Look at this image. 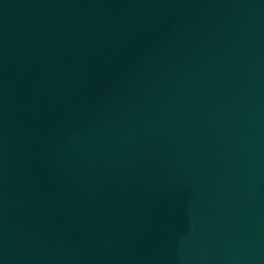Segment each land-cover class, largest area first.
<instances>
[{
    "label": "water",
    "instance_id": "water-1",
    "mask_svg": "<svg viewBox=\"0 0 264 264\" xmlns=\"http://www.w3.org/2000/svg\"><path fill=\"white\" fill-rule=\"evenodd\" d=\"M0 264H264V0H0Z\"/></svg>",
    "mask_w": 264,
    "mask_h": 264
}]
</instances>
